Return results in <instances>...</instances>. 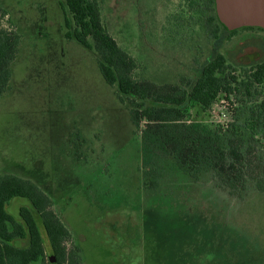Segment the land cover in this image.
<instances>
[{
	"label": "rangeland",
	"instance_id": "rangeland-1",
	"mask_svg": "<svg viewBox=\"0 0 264 264\" xmlns=\"http://www.w3.org/2000/svg\"><path fill=\"white\" fill-rule=\"evenodd\" d=\"M62 1L0 0L3 26L22 35L0 96V174L29 178L51 197L81 264H264V190L254 180L235 190L209 172L197 178L172 156L146 179L130 107L103 78L95 51L66 38ZM98 1L110 34L138 61L139 79L190 92L205 65L225 56L230 91L207 109L190 98L188 122L212 129L235 122L260 172L264 83L250 70L264 61V28L210 23L218 11L207 0ZM28 204L17 197L7 209L19 217Z\"/></svg>",
	"mask_w": 264,
	"mask_h": 264
},
{
	"label": "trees",
	"instance_id": "trees-1",
	"mask_svg": "<svg viewBox=\"0 0 264 264\" xmlns=\"http://www.w3.org/2000/svg\"><path fill=\"white\" fill-rule=\"evenodd\" d=\"M207 1L217 7V0ZM61 5L68 28L66 38L95 51L103 78L117 86L118 98L130 107L132 124L141 132V170L146 179L158 174L161 158L172 156L182 170L197 178L209 172L221 185L235 190L245 189L254 180L264 190V167L255 173L253 162L248 160L254 147L248 144L239 125L233 122L212 129L188 122L190 98L207 109L220 92L230 91L227 81L230 65L223 54H217L205 65L190 92L178 84L139 79L135 76L138 61L118 44L104 25L98 0H65ZM6 14L0 6V96L8 89L11 65L22 42L20 33L3 26ZM217 19L224 22L219 13L217 17H209L210 23ZM219 32L220 26L216 24L213 36L218 37ZM250 72L254 82L264 83V61L253 66ZM232 80L235 82L236 76ZM150 100L154 103L148 105ZM262 106L264 109V103ZM146 184L155 185L147 180ZM17 197L30 202L21 206L19 217L7 209ZM53 206L51 197L33 180L11 173L0 174V264H47L48 259L53 264H81L80 247L67 246L72 241V233ZM44 234L52 251L49 256Z\"/></svg>",
	"mask_w": 264,
	"mask_h": 264
},
{
	"label": "water",
	"instance_id": "water-1",
	"mask_svg": "<svg viewBox=\"0 0 264 264\" xmlns=\"http://www.w3.org/2000/svg\"><path fill=\"white\" fill-rule=\"evenodd\" d=\"M222 20L233 28H264V0H217Z\"/></svg>",
	"mask_w": 264,
	"mask_h": 264
},
{
	"label": "crops",
	"instance_id": "crops-1",
	"mask_svg": "<svg viewBox=\"0 0 264 264\" xmlns=\"http://www.w3.org/2000/svg\"><path fill=\"white\" fill-rule=\"evenodd\" d=\"M245 27V26H244ZM252 27H257V26H252ZM242 28V27H241ZM262 28V27H261ZM20 52V51H19ZM18 55H19V53H18ZM18 57V56H17ZM17 59V58H16ZM9 84H10V82H9ZM8 88H9V86H8ZM8 90V89H7Z\"/></svg>",
	"mask_w": 264,
	"mask_h": 264
}]
</instances>
